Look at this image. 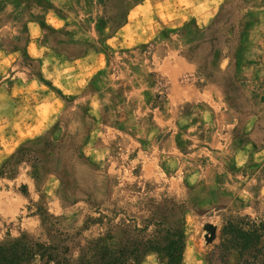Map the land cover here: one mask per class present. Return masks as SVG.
Segmentation results:
<instances>
[{"label": "rangeland", "instance_id": "obj_1", "mask_svg": "<svg viewBox=\"0 0 264 264\" xmlns=\"http://www.w3.org/2000/svg\"><path fill=\"white\" fill-rule=\"evenodd\" d=\"M139 1L0 0V243L22 235L47 241L52 227L76 233L88 218L81 235L97 237L105 227L91 221L101 214L107 215L106 223L118 225L106 243L118 239L126 243L146 225L145 234H152L158 228L154 221L162 213L160 207L174 201L190 210L182 213L183 264H209L207 255L219 241L225 221L245 214L198 209L200 198L212 194L211 183L190 188L187 198L172 195L167 186L174 162L153 165L147 157L154 150L147 139L153 130V110L168 96V81L156 70L154 56L161 58L174 49L196 63L198 83L217 84L234 111V139H249L264 153V0H224L200 30L190 20L162 29L144 44L125 48L120 38L107 42ZM92 11L97 14L93 21L81 20L76 32L57 27L55 16H90ZM30 21L37 23L32 33L39 31L43 45L59 55L67 58L86 47L97 48L105 52L106 64L76 96L61 95L58 86L50 85L61 106L44 132L25 140L18 127L32 120L36 114L32 110L47 98L41 88L44 76L65 84L67 76L77 72L60 57L40 65L27 53ZM27 77L34 84L24 82ZM192 106L186 103L184 109ZM151 165L159 180L146 176ZM251 170L260 194L250 201L249 211L253 217H264V156ZM171 224L170 218L166 225ZM209 227L216 232L212 242L206 239ZM236 259L232 255L229 264ZM137 264L166 262L151 250Z\"/></svg>", "mask_w": 264, "mask_h": 264}, {"label": "crops", "instance_id": "obj_2", "mask_svg": "<svg viewBox=\"0 0 264 264\" xmlns=\"http://www.w3.org/2000/svg\"><path fill=\"white\" fill-rule=\"evenodd\" d=\"M223 1L140 0L129 9L124 23L107 42L120 38L119 44L125 48L144 44L155 38L162 29L174 28L190 20L195 23L196 30H200L218 13ZM89 15L78 17L65 14L55 16V19L59 24L57 27L76 32L81 20L89 19L92 22L97 14L92 11ZM36 25L33 21L27 24V53L38 58L40 65L46 61L53 63L51 59L60 57L63 64L75 68L77 72L67 76L69 81L65 84L44 76L41 88L48 93L47 98L32 110L36 113L31 116L32 120L18 127V134L25 140L40 135L48 128V121L54 119L60 102L54 98L56 93L50 85L58 86L61 95L76 96L82 86L106 64L105 52L97 48L86 47L81 54L67 58L59 55L48 44L43 45L38 37L39 31L36 30V35L32 33ZM95 30V24L92 23L89 33L93 35ZM154 59L158 60L156 70L168 81V96L166 103L153 110V130L147 139H150L154 150L148 151L147 157L153 161V165L154 161L160 160L174 162L175 172L168 179L167 190L176 197L187 198L190 188L211 183L208 189L212 194L200 198V203L196 204L198 209L250 214V201L260 194L259 181L251 168L262 160L263 151L255 148L249 139L242 142L234 139L232 130L237 121L236 115L226 105L223 91L217 84L198 83L196 63L182 57L174 49H170L168 55L161 58L154 56ZM184 76L186 80L182 79ZM24 82L34 84L29 77ZM186 103L193 106L184 109ZM152 168V165L147 167L146 176L159 180L160 177L154 175ZM204 168H207V173ZM189 211L186 208L183 213L187 215ZM232 255L236 256L237 253Z\"/></svg>", "mask_w": 264, "mask_h": 264}, {"label": "trees", "instance_id": "obj_3", "mask_svg": "<svg viewBox=\"0 0 264 264\" xmlns=\"http://www.w3.org/2000/svg\"><path fill=\"white\" fill-rule=\"evenodd\" d=\"M138 1V0H136ZM126 16V13L124 14ZM124 16V19H125ZM124 20L116 25L119 28ZM162 213L154 224L158 226L150 235L140 229L133 239L123 243H106L113 238L112 229L118 225L106 223L107 215L93 219L105 227L97 237H83L88 220L76 233H69L52 227L47 241L22 235L0 243V264H30L37 259L39 264H127L133 260L139 263L147 251H155L165 259L166 264H183L185 234L182 227L184 206L176 202H165ZM173 224L167 226L168 219ZM153 221L151 220L149 224ZM237 253L235 264H264V217L251 214H236L227 219L221 230L219 241L208 253L209 264H229L232 253Z\"/></svg>", "mask_w": 264, "mask_h": 264}, {"label": "water", "instance_id": "obj_4", "mask_svg": "<svg viewBox=\"0 0 264 264\" xmlns=\"http://www.w3.org/2000/svg\"><path fill=\"white\" fill-rule=\"evenodd\" d=\"M209 235L206 236L208 242H212L216 238V232L214 227H209Z\"/></svg>", "mask_w": 264, "mask_h": 264}, {"label": "bare ground", "instance_id": "obj_5", "mask_svg": "<svg viewBox=\"0 0 264 264\" xmlns=\"http://www.w3.org/2000/svg\"><path fill=\"white\" fill-rule=\"evenodd\" d=\"M188 220V219H187ZM188 245V244H187Z\"/></svg>", "mask_w": 264, "mask_h": 264}]
</instances>
